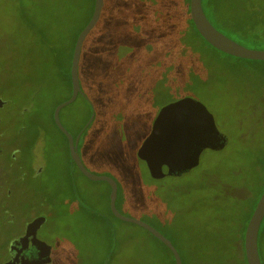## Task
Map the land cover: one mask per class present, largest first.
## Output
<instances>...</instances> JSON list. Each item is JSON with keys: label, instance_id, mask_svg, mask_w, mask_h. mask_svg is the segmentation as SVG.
<instances>
[{"label": "rangeland", "instance_id": "374dc122", "mask_svg": "<svg viewBox=\"0 0 264 264\" xmlns=\"http://www.w3.org/2000/svg\"><path fill=\"white\" fill-rule=\"evenodd\" d=\"M25 1L48 23L57 4L62 6L63 17L70 8L81 23L89 14V2L85 0ZM107 2L112 5L114 0ZM216 5V12L223 20L220 25L215 24L220 31L248 48L264 50V38H257L258 29L264 30V0H216ZM13 10L11 0H0V97L7 102L0 111V141L7 148L22 146L18 157L24 170L7 169L0 178V194L6 189L14 190L7 200L0 196V264L9 257L8 240L21 234L33 215L46 219L39 238L53 248V264H170L167 251L145 229L110 213L109 184L89 180L73 165L67 142L51 118L54 107L70 95L68 88H62L54 79V68L42 85L44 95L37 109L23 112L30 103V92L21 81L25 73L17 68L16 47L8 37V31H14L15 27ZM15 17L17 22V14ZM81 23L71 22L69 29L73 31ZM65 24L64 21L62 25ZM121 24L119 21L111 23L108 29L103 27L105 34L96 31L94 49L88 56H82L81 88L95 107V117L86 129L89 148L81 151V155L90 172L112 177L118 183L117 208L124 216L142 220L165 233L182 254V260L191 262L190 236L203 228L206 221L203 209L196 205L200 189L195 188L205 184L211 190L206 200L215 199L214 230L217 234H230L229 218L242 216L243 203L226 198L220 181L233 188V195L246 198L248 192L238 189L243 185L253 186L249 171L255 161L253 151L261 143L264 149V104L238 103V94L237 100L231 97L234 87L216 85V80H225L222 70H231L228 67L264 72V66L226 57L202 40L193 49L186 48L189 52L194 50L191 59L181 58V64L175 63L166 48L143 53L151 38L160 34L159 29L150 30L145 37H133L131 28L123 29ZM233 27L248 34L240 38L231 31ZM165 33L168 31L161 34ZM49 37L52 43L58 42L57 32L49 33ZM201 52L204 59L197 58ZM137 58H142L139 67L135 66ZM199 61L208 65L217 62L222 67L211 70L208 86L203 81L207 80L209 70L204 62L199 68ZM187 62L196 64L194 72L200 77L197 78L200 90H190L185 84ZM197 79L194 77L193 81L197 83ZM189 98L209 110L220 133L230 141L222 153L205 149L194 168L199 170L192 176L189 171L181 175L183 180L179 176L176 182L153 179L138 152L159 112L172 102ZM91 116L87 102L78 97L61 111L60 118L75 133L80 126H86ZM33 165L44 168L38 178L32 175ZM168 177L174 178H165ZM255 190L251 195H255ZM260 244L264 250V244Z\"/></svg>", "mask_w": 264, "mask_h": 264}, {"label": "trees", "instance_id": "16d2710c", "mask_svg": "<svg viewBox=\"0 0 264 264\" xmlns=\"http://www.w3.org/2000/svg\"><path fill=\"white\" fill-rule=\"evenodd\" d=\"M85 1L89 2V14L82 23L81 21H79V16L77 15V13L70 8L65 10L67 15L63 17L62 9H60L62 8V6H59V4H57L55 12L51 13V21L48 23L44 22L43 19L41 20V18L36 15L35 11H33L27 6L25 0H11L14 6L12 14L13 24L15 27H13L14 31H7L11 44L13 43L16 47L15 59L18 62L17 68H19L20 71H23L25 73L24 78H22L21 81L26 86L27 91L30 92V94L28 95L30 103L25 106L26 110L29 111L37 109L38 105L41 102L42 96L44 95V93L42 92V85L44 81L48 78L47 73L49 76V73L53 68L54 79L61 85L62 88H68L70 92V95L64 100L60 101L58 104L66 101L71 97V62L74 47L79 34L90 21L95 6V0ZM214 3H216V0H209V9L206 10V15L213 16ZM202 5L205 11V0H202ZM254 9L256 8L254 7ZM58 11L59 14L56 15ZM256 11L260 12L259 9ZM15 14H17V22ZM64 21L67 22V24L63 26L62 24ZM75 21L80 22L81 25L78 26L76 29L73 28L74 30L72 31L69 29L68 24ZM119 21H122L121 28H131L133 37H145L147 33L150 32V30L159 29L161 31L159 32L160 34H156L151 38L149 44H147V46L144 48L143 53H147L148 51L152 52L154 48L155 50H157L158 47H160L162 50L166 48L168 56L171 57L173 55L175 63L181 64V58L191 59L192 51L194 50L189 52L186 48L189 47L190 49H193L194 45L199 43V40H202L206 44H208L197 31L194 22L190 16V0H114L112 5H110L107 0H105V5L103 7L101 17L95 28L90 32L84 42L79 65V77L82 64V56H88L97 43L96 38L94 39V33L96 31L99 32L100 30L104 31L103 27L108 29V26L111 23ZM215 24L220 25L217 22ZM217 25H215V27L219 30ZM4 28H7V26H4ZM116 30L117 28L112 29L111 34L114 35V32ZM165 30H167L168 33L161 34ZM231 31L237 34V36L240 38H245L248 34V32L242 30L239 27H233ZM53 32H57L58 42H51L49 33L53 34ZM103 34H105V31L103 32ZM263 34L264 30L261 27V29H258L257 38L263 39ZM156 38H158V40L154 42ZM208 46L212 47L209 44ZM197 53L199 54V52ZM200 54L201 56H198L197 58L201 57L202 59H204L205 55L202 52ZM222 54L226 57L233 58L238 61H254L235 58L225 53ZM140 59L142 60V58H137V60L135 61L136 67H139L141 65ZM210 61L211 59L209 58L208 62ZM202 62L199 61L197 63V66L199 68H201V66L203 65ZM255 62L262 63V65L264 66V61ZM189 63L190 62L186 63V65L189 67V72L187 75H184L185 78L183 77L185 80V84L188 85V88L190 90H200L201 84L197 79H200V77H197L195 73L196 64ZM215 66L222 69L221 65L217 62L213 65H208L206 62H204V67L209 70L208 76H206L207 80L203 81L204 83H208L207 86L210 84V80H212L210 74L212 72L211 70H213ZM228 68L231 70H222V73H224L225 75V80H216V85L233 86L235 91L231 97L234 100H237L238 97L236 95L238 94V103H246L250 106L257 105L259 103L264 104V72L257 69L235 70L230 67ZM194 77L197 79V83L193 81ZM79 97L86 101L89 105L90 117L95 109L93 103L89 100L88 97H84L82 95H79ZM56 106L54 107V109L56 108ZM54 109L51 113L53 125L57 129V131L64 137L65 141L67 142L68 149V141L66 136L58 129L54 122ZM86 129H84V125H82L78 128L75 133H73L74 137H77L79 133L84 131V134L81 136L78 144V151L80 153L81 151L86 152L89 148L88 146L90 141L87 137L88 131ZM241 139H243V137H241ZM262 139H264V135ZM227 140L229 139L227 138ZM255 142L257 143V139L255 140ZM228 143L229 142L227 141L226 145H228ZM261 147L262 143L257 151H253L255 161L252 162L253 164H251V168H249L252 177L251 182L254 183L253 186L252 184L243 185L238 189V191L243 192V190H246L248 192L246 198H241L240 196L233 195V188H231L228 183L220 181L221 187L224 188L226 198L232 200L239 199V203H243V208L241 210L242 216L240 218L237 215H232L230 217L228 214H226V216L230 217L229 225L232 227V231L230 234L227 235L223 232L217 234L214 230V223L217 219V210L216 213L212 211L213 209H217L214 206L215 199L206 200V198L209 196V191L211 190H209V188H205V184L195 188L197 190L200 189L198 194L200 196H197L195 200L196 205H199L203 209L206 221L203 228L194 233L195 235L190 236L188 245L190 250L191 262H184V260H182L183 264H247L244 252V235L248 222L264 191V149ZM222 152L223 149L215 151V154ZM71 161L75 168L78 170V172L83 175L72 160V158ZM198 170L199 168L193 169L189 174L192 176V174H196ZM237 173L235 172V174ZM200 175L201 177H203L202 173H200ZM177 178L180 177H168L163 180L167 182H176L178 181ZM180 179L183 180L184 177H181ZM253 188H256L254 196L251 195ZM110 191L111 188H109V193ZM226 192L229 195L226 194ZM201 193L204 194L201 195ZM109 211L112 214L110 206ZM208 215H210V217H208ZM147 232L151 235L153 239L157 240L161 244V246L167 251L170 256V264H176L174 255L171 250L160 240L154 237L149 231ZM162 234H164L168 239H170V237L167 236L165 233ZM177 234L180 233L178 232ZM224 235L230 236L226 237ZM260 242L264 244V220L262 222L259 233V253L262 263L264 264V250H262ZM172 243L174 244L173 241ZM180 255L182 258L181 253Z\"/></svg>", "mask_w": 264, "mask_h": 264}, {"label": "water", "instance_id": "95a60500", "mask_svg": "<svg viewBox=\"0 0 264 264\" xmlns=\"http://www.w3.org/2000/svg\"><path fill=\"white\" fill-rule=\"evenodd\" d=\"M105 0H95L92 17L79 34L71 62L72 93L66 101L58 104L53 112V119L58 129L68 140L70 156L81 173L91 181H103L109 184V206L112 214L119 220L136 224L165 244L173 253L176 264H183L181 255L172 241L155 227L142 220L124 216L117 208L118 183L109 176L96 175L84 165L78 152L82 132L76 138L63 125L60 113L73 104L82 91L79 65L82 48L90 32L97 25ZM190 16L203 39L212 47L229 56L254 61H264V50L248 48L219 31L208 19L202 0H190ZM93 113L84 129L93 121ZM227 137L218 130L213 115L195 99H181L165 106L158 114L150 134L144 140L138 157L144 161L153 179H164L167 176H181L198 166L205 149L221 150L227 144ZM264 220V191L248 222L244 235V252L247 264H263L259 253V233ZM45 218L34 220L27 229L26 237L17 241L39 247L44 257H49L51 246L37 238V231ZM27 242V243H28ZM49 259L35 261L33 264H45Z\"/></svg>", "mask_w": 264, "mask_h": 264}, {"label": "flooded vegetation", "instance_id": "af4514ba", "mask_svg": "<svg viewBox=\"0 0 264 264\" xmlns=\"http://www.w3.org/2000/svg\"><path fill=\"white\" fill-rule=\"evenodd\" d=\"M205 8H206L205 13L207 14L206 10L209 9V0H205ZM207 17L214 26H215L216 22L217 23H223V20L221 19L220 16H218V14L216 12V3H214V6H213V16L207 15ZM6 105H7L6 100L4 98L0 97V111ZM25 110L23 111L24 113H26L28 111V110H26V111ZM0 123H1V116H0ZM63 125H64V123H63ZM65 128L73 135V133L66 126H65ZM83 134H84V131L82 132L81 136ZM74 138H76V137H74ZM0 140H2L1 136H0ZM6 149L8 152L4 153ZM21 151H22L21 148H18L17 145H15V146L11 145L10 147L7 148L0 141V178L3 177L4 170H7V169L11 170V169H15L16 167H18L23 172V170H24L23 162H22V160H19V157H18V155L20 154ZM69 154H70V152H69ZM79 154H80V157L83 161V157H82L80 152H79ZM83 163H84V161H83ZM84 165L86 166L85 163H84ZM32 167H33L32 175H34V177L38 178L40 176V174L43 172L44 168H39L37 165L36 166L33 165ZM173 177H179V176H173ZM13 191L14 190H7L6 189L2 192V194H0V196L3 197V200H7L11 197V195L13 194ZM40 218H45V217H41L38 215L31 216L30 219L28 220V222L24 225L22 233L19 235H15V236L11 237V239L8 240V244H7L6 249L8 251L9 257L4 262H1V264H33L35 261L39 262V261H42L44 259L50 260V262L45 263V264H53L54 260L52 257V253H53L52 247H51V253H50L49 257H47V256L44 257L42 250L37 246L29 244L28 241H27L28 243L27 242L26 243L21 242L20 244L17 243V241L19 239L26 237L28 226L34 220L40 219ZM45 221H46V219H45ZM45 221L42 223V225L39 227V229L37 231V238L43 242H45V241L42 240L41 238H39V231L42 228V226L45 224ZM45 243H47V242H45Z\"/></svg>", "mask_w": 264, "mask_h": 264}]
</instances>
